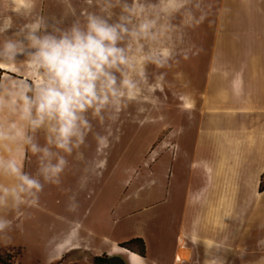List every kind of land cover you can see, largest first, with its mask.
Returning a JSON list of instances; mask_svg holds the SVG:
<instances>
[{"label":"rangeland","instance_id":"374dc122","mask_svg":"<svg viewBox=\"0 0 264 264\" xmlns=\"http://www.w3.org/2000/svg\"><path fill=\"white\" fill-rule=\"evenodd\" d=\"M132 3L133 0H34L31 9L17 14L14 12L17 0H0V20L11 17L13 22L12 31L0 34V43L14 38L17 33L18 38L23 39L25 26L36 20H41L45 25L41 34L55 35L68 31L74 25L83 28L90 15L101 17L109 24L123 23L121 18L128 17L125 9ZM139 3L145 7L143 16L129 17L130 23L126 26L131 30L144 17L153 19L156 21L154 31L158 38L147 41L125 36L119 46L130 48V54L134 56L168 49L171 50V57L162 67L152 62L137 64L143 71L145 81L140 82L141 93L135 100H125L119 111L106 107L99 116L91 110L84 113L90 128L82 129V143H77L74 138L71 151L64 152L55 147L53 134L49 131L54 122L32 131L19 119L18 113L0 110V125L4 128L23 126L32 143L51 154L46 156L43 151L33 153L30 146L19 139L6 140V148L0 150L5 155L3 161L14 156L18 164L16 157L20 156L22 174L41 185L39 191L32 189L22 193V211L33 207L37 210V217L27 220L31 223L27 245L12 246L4 240L0 241V253L7 261L15 264H94L95 249L70 250L54 260V246L61 240L59 230L62 223L72 228L81 225L84 217L78 214L70 215L67 219L60 212L62 206L76 202V198H71L76 193L85 195L86 209L91 206L93 190L88 186L83 188L81 181L99 179L98 175H101V179L114 175L117 203L131 200L130 212H135L142 206L140 195L157 189L161 184L159 179L164 177L166 182L171 175L167 163L162 166L163 156L180 152L179 144L187 141L189 133L199 127L204 115L205 84L212 64L217 60L226 66L229 64L228 67L234 71L239 67V62L252 61L254 43L260 40L261 49L264 48L263 32L256 38L249 31L252 22L244 27L249 31L244 36L241 32L238 36L237 32L230 31V23H239L232 15L235 11H229L239 6L242 22L247 26V20L252 21L259 8L264 12V0H139ZM166 7L176 10L166 12ZM228 16L231 21L227 19ZM137 49L141 52L137 53ZM24 61V56L17 57L15 61L0 58V62L15 67L16 70L9 71L12 77L18 80L27 74L29 83L34 84L35 74ZM4 73L0 68V79ZM116 75L119 79L120 74ZM134 78L139 81L138 77ZM149 85L156 90L150 91ZM4 101L10 102L9 99ZM98 136L107 137L106 147L98 144ZM59 158L66 162L63 170L56 176L46 178L42 169L49 162L55 164ZM66 166L68 170L64 172ZM62 173L65 174L63 180L67 188L63 186L62 193L68 195L64 201L58 188ZM12 177L0 169V178L7 187L11 188L9 180ZM51 183L54 185L53 196L49 197L45 192ZM44 197H48L46 206L53 210L50 215L38 214L44 205ZM156 200L154 198L153 202ZM88 239L90 243L96 242L92 236H88Z\"/></svg>","mask_w":264,"mask_h":264},{"label":"crops","instance_id":"0c3cea01","mask_svg":"<svg viewBox=\"0 0 264 264\" xmlns=\"http://www.w3.org/2000/svg\"><path fill=\"white\" fill-rule=\"evenodd\" d=\"M229 11H235L232 15L239 23H230L231 32L244 36L252 31L256 38L261 32L264 34V12L260 8L252 21L247 20V26L242 22L239 6ZM250 23L252 29H244ZM261 48L260 40L254 43L252 61L239 62L234 71L229 64L217 60L212 64L199 127L179 144L180 152L163 156L162 166L167 163L171 175L166 182L164 177L159 179L157 189L140 195L142 206L135 212H130L131 200L117 203L114 175L81 181L83 188L93 190L91 206L86 209L85 195L79 193L71 197L76 202L62 206L60 212L67 219L78 214L84 217L81 225L72 228L62 223L54 260L70 250L95 249L94 256H116L126 264H264V189L260 190L264 176V48ZM9 67H0L5 71L0 79V98L14 101L17 86L29 83V77L25 74L17 80L9 74L15 67ZM5 143L0 142V150L6 148ZM4 158L0 153V160ZM16 158L19 166L20 156ZM9 160L15 161V157ZM67 170L66 166L64 172ZM60 177L58 188L64 201L68 198L62 193L63 186L66 188L65 174ZM2 179L0 189H8L9 193L0 192V221L6 222V227L0 230V241L12 246L27 245L31 232L27 220L35 219L37 210L33 207L22 211V193L19 202L11 195L20 185L16 177L9 180L11 188ZM51 184L45 192L49 197L53 196ZM46 198L38 214L53 212L46 206ZM88 236L96 242L90 243ZM134 238L144 240V256L122 246Z\"/></svg>","mask_w":264,"mask_h":264},{"label":"clouds","instance_id":"9594fccd","mask_svg":"<svg viewBox=\"0 0 264 264\" xmlns=\"http://www.w3.org/2000/svg\"><path fill=\"white\" fill-rule=\"evenodd\" d=\"M33 3L34 0H17L14 12L27 11ZM175 10L174 7L165 8L166 12ZM125 11L128 17L121 18L123 23L109 24L101 17L90 15L83 28L74 25L60 35L41 34L45 25L41 20H36L25 26L23 39H19L17 33L14 38L0 43V58L15 61L17 57L24 56V62L35 74L34 84L24 82L17 86L19 91L14 101L5 102L0 98V110L18 113L19 119L32 131L54 122L49 131L53 134L55 147L64 152L71 151L74 138L77 143H82V129L90 128L84 113L91 110L99 116L106 107L119 111L125 100H135L141 93L140 82L145 81L143 71L137 64L152 62L162 67L172 54L171 50L162 49L158 53L134 56L130 54V48L120 47L125 36L147 41L158 38L154 31L156 21L153 19L144 17L131 30L126 26L130 23L129 17L143 16L145 7L139 0H133ZM12 29L11 17L0 20V34ZM140 52L137 49V53ZM116 73L120 74L119 79ZM148 88L150 91L156 90L151 85ZM18 139L29 145L33 153L43 151L46 156L51 155L47 149H39L32 143L23 126L4 128L0 125V142ZM97 141L102 147L107 146V137L98 136ZM65 163L63 158H59L55 164L49 162L42 171L46 178L56 176ZM0 169L20 181L18 188L11 192L17 202L21 199V193L32 189L39 191L41 188L38 181L22 174L14 160H0ZM0 192L8 194L9 190L0 189ZM5 227L6 222L0 221V230Z\"/></svg>","mask_w":264,"mask_h":264},{"label":"trees","instance_id":"16d2710c","mask_svg":"<svg viewBox=\"0 0 264 264\" xmlns=\"http://www.w3.org/2000/svg\"><path fill=\"white\" fill-rule=\"evenodd\" d=\"M264 189V176L262 178L261 182V187L260 190L263 191ZM122 246L130 249V250H135L141 255H145V242L142 238H134L131 239L130 241L122 244ZM94 264H126L123 259L120 257H109L107 255L104 256H95L92 261ZM0 263L2 264H15L10 261H7L6 258L0 253Z\"/></svg>","mask_w":264,"mask_h":264},{"label":"bare ground","instance_id":"6f19581e","mask_svg":"<svg viewBox=\"0 0 264 264\" xmlns=\"http://www.w3.org/2000/svg\"><path fill=\"white\" fill-rule=\"evenodd\" d=\"M0 67L4 68V69H8L10 68L8 64L4 63V62H0ZM7 71V70H6ZM6 75V74H5Z\"/></svg>","mask_w":264,"mask_h":264}]
</instances>
